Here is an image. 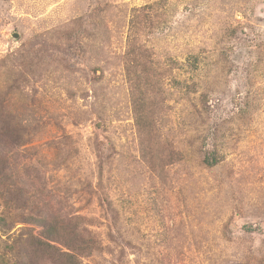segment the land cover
<instances>
[{
    "label": "rangeland",
    "instance_id": "rangeland-1",
    "mask_svg": "<svg viewBox=\"0 0 264 264\" xmlns=\"http://www.w3.org/2000/svg\"><path fill=\"white\" fill-rule=\"evenodd\" d=\"M0 126L76 264H264V0H0Z\"/></svg>",
    "mask_w": 264,
    "mask_h": 264
},
{
    "label": "trees",
    "instance_id": "trees-1",
    "mask_svg": "<svg viewBox=\"0 0 264 264\" xmlns=\"http://www.w3.org/2000/svg\"><path fill=\"white\" fill-rule=\"evenodd\" d=\"M10 133L7 128L4 130V126H0V146L7 147V145L9 146L12 143H19L21 145L23 141L19 131L11 130ZM9 141L10 144H8ZM7 152L0 151V199L3 201V206L0 210V231L1 235L4 236V239H0V261L3 264L8 263L7 259L4 258L7 255V251L18 255L22 250H25L27 252L41 253L51 260H60L61 264H76L77 258L85 253L86 248L79 231L69 229L63 224L57 223L56 219H54L55 221L52 219L46 220L29 214L23 216L16 210L17 204H19L18 207H24L26 200L25 198H19V195H21L20 189L17 186L15 187L12 181H8V168L6 167L5 169L4 165L6 164L3 163L6 161ZM215 153V151L205 153L201 158V163L206 166L217 164L218 158ZM31 216L33 219H30ZM19 221L21 223L35 222L36 226L41 227V231L38 232V235H34L31 232L32 229L29 228L28 232L30 233L25 236L24 240L21 239V236H14L12 235L14 234L13 232H9ZM53 242L61 244V248ZM62 247L67 251H63Z\"/></svg>",
    "mask_w": 264,
    "mask_h": 264
}]
</instances>
